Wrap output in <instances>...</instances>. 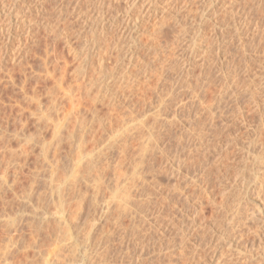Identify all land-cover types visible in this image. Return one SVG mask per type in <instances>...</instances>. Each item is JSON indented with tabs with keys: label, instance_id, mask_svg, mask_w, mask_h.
<instances>
[{
	"label": "rangeland",
	"instance_id": "obj_1",
	"mask_svg": "<svg viewBox=\"0 0 264 264\" xmlns=\"http://www.w3.org/2000/svg\"><path fill=\"white\" fill-rule=\"evenodd\" d=\"M75 1L63 0L60 11L58 1L46 4L37 55L31 53L35 58L29 54L23 64L12 66L9 78L0 72V264H111L103 234L112 232L113 251L119 249V235H129L124 241L134 239L130 234L137 225L141 237L119 252L125 264H131V253L133 264H264L260 222L245 219L249 209L264 205L258 188L261 181L264 185V0H174L168 9L172 19L153 30L151 38L143 34L138 43L132 62L137 89L124 85L122 91L115 84L131 64L122 56L128 45H118L124 61L99 70L97 59L115 35L106 37L95 28L101 0H79L74 11ZM202 1L209 21L198 29ZM152 23L143 21L141 30L149 31ZM193 39L195 61L203 57L207 64H195L193 76L176 81ZM148 66L171 79L163 83L157 104L150 91L156 75L147 85L143 74ZM205 73L212 89L204 94ZM91 80L108 84L95 112L88 95L92 90L97 97L99 89L91 88ZM115 93L117 102L110 103ZM201 93L203 99L190 101ZM173 97L186 106L177 113L171 133L160 130L166 158H153V114L161 117ZM122 190L129 198L121 230L114 218L106 225L101 209ZM164 193L176 204L174 227L161 232L154 223L148 236L137 215L151 223L161 219L156 203ZM189 195L200 199L202 207L193 226L182 208ZM149 198L154 204L148 206ZM12 219L17 228L9 226Z\"/></svg>",
	"mask_w": 264,
	"mask_h": 264
},
{
	"label": "bare ground",
	"instance_id": "obj_2",
	"mask_svg": "<svg viewBox=\"0 0 264 264\" xmlns=\"http://www.w3.org/2000/svg\"><path fill=\"white\" fill-rule=\"evenodd\" d=\"M51 0H0V72L4 75L6 74L9 78V76H11L12 74V69L15 67L14 65L16 66H20L21 64H23L25 62V60H27L26 58L29 56V54L31 55L34 54V56H36V47L38 44V41H39V38H38V33H39V30L41 28L40 25L43 24V17L45 16V9H46V4L49 5V2ZM56 2L58 1L59 2V7H57L58 11H60V6H61V3L63 0H55ZM166 0H101L100 2V5L96 7L95 11H99L98 12V19H97V22L95 24V28L99 29L100 32H103L104 34L103 35H110L111 33L115 35V42H113V44H109L108 42L105 43V45L103 46V51L102 49L99 48V50H101L100 52L102 53H99L98 57L100 59H97L98 60V67H100L99 70H101L105 64L109 63V62H112L113 64H116L118 65L117 63H120L121 62V59H120V55H119V52L118 50L122 47H120L118 49V45L119 43H125V45H128L126 48H127V51L125 52L124 55V58L123 59H127L126 61L131 62V64L126 67V68H129V69H126L124 72V74H122L120 76V78L117 80L116 82V86H117V89L118 90H123V86L125 85L126 87H129L128 89H137L136 87H138L136 84H137V78L136 76L133 75V72H132V68L135 67V65L132 63L134 62V58L137 54V51H138V48H139V41L141 39V36H143V34H146L149 38H151L152 35H150L153 30H159L160 27H164L166 22H168L170 19H172V13L169 15L168 14V9L171 7V4L173 3L174 0H169L168 2H165ZM203 4H202V7L200 9V16L198 17V26L197 28H199L200 25H204L205 22L209 21V19L206 17L207 15V10H205L204 8V1H202ZM52 3V2H51ZM64 3V2H63ZM106 3H111L110 6L108 9L104 10V6ZM164 3V5L162 4ZM176 3V2H175ZM173 3V4H175ZM189 3V2H188ZM187 3V4H188ZM120 5H122V7L120 8ZM160 5H162V7H159ZM184 5V3H183ZM79 6V0L75 1V5L72 9H74V11L77 10ZM169 6V7H168ZM173 6V5H172ZM188 6V5H187ZM186 7V5L184 6ZM62 8V7H61ZM173 8V7H172ZM158 9H160L159 12ZM189 9V8H188ZM48 11V10H47ZM73 11V10H72ZM63 12V11H62ZM61 12V13H62ZM157 12V13H155ZM170 13V12H169ZM51 14V13H50ZM59 14V12H58ZM48 15V14H47ZM57 15V14H56ZM59 16V15H58ZM61 16V15H60ZM57 17V16H56ZM178 17V16H176ZM66 19V17H64ZM59 19V17H58ZM152 20V24H151V29H149V31L147 29L145 30H141V26H142V23L143 21L147 22V20ZM60 21V20H59ZM58 21V22H59ZM62 21V19H61ZM64 21V19H63ZM57 22V21H56ZM57 22V24H59ZM46 23V22H45ZM63 23V22H62ZM56 24V25H57ZM216 24L217 26V23H214V25ZM44 25H48V29L49 31H51L53 34H57V29H55V27L53 28V26L50 28L49 26L50 23H46ZM44 27H47V26H44ZM44 29V28H43ZM47 29V30H48ZM107 37V36H106ZM65 39V38H64ZM67 40V38H66ZM196 39H193V41L190 42V44L187 46L186 48V51H189V53H187V57L186 59L184 60V62L182 63V70L180 73H178L179 75H176L177 77H175L176 81H183L187 78H190L191 76H193V70H194V67L196 66L195 64H198V67H204L205 68V65L207 64V61L202 57L200 59L199 62L195 61V57H193V52L196 53L195 49L192 48V50H190L191 47H195L196 45ZM65 41V40H64ZM108 41V40H107ZM121 45V44H120ZM124 45V44H123ZM124 45V46H125ZM150 46V43L148 44ZM143 48V47H142ZM38 49V48H37ZM148 50V49H147ZM33 57V55H31ZM120 56V57H119ZM30 57V56H29ZM28 57V58H29ZM97 57V58H98ZM35 58V57H33ZM122 59V60H123ZM124 61V60H123ZM136 61V60H135ZM127 62V63H128ZM136 63V62H134ZM96 64V65H97ZM12 66H14L12 68ZM95 69H97L95 67ZM105 69V68H104ZM134 70V69H133ZM0 73V74H1ZM207 73V72H206ZM205 73V74H206ZM144 76H145V80H146V84L149 85L150 81H152V79L154 78L153 76H155V80H154V83L150 89V91L152 90V98H153V101L154 103H158L159 102V95H160V92H161V87L163 86V83L166 82V80H168V77H164V75H157L156 73H152L151 72V69L150 67L148 66L146 68V70L144 71ZM155 74V75H154ZM208 74V73H207ZM204 75L202 78H204V80L207 82V84L204 85V83H202V88H203V93H208L212 88L209 87V82L207 78H209L208 76ZM5 76V77H7ZM175 76V75H174ZM11 78V77H10ZM99 78H101L99 76ZM171 79H169L168 81H170ZM95 81V80H94ZM93 80L89 81L90 82V86L91 88L96 86L98 89H99V93L97 94V97L92 93V90L90 91V94L88 95V99H89V102H88V105H89V109L93 112H95V107H96V104L97 103H103L104 102V93H102V91H107V88H108V84L107 83H104V81H100L99 83H97L96 81L94 82ZM174 81V80H173ZM104 83V84H103ZM151 85V84H150ZM132 91V90H131ZM213 92V91H212ZM211 92V93H212ZM201 95H194V96H191L190 98V101L191 102H194L195 100H201L203 99L202 94ZM116 94L115 93L114 95L111 96V101H109L110 103H116L117 102V97H116ZM203 94V95H204ZM251 97L252 96V93L250 94ZM250 97V99H251ZM116 100V101H115ZM252 102V101H251ZM254 103V102H253ZM114 106V104H113ZM186 106V103L183 101V100H177L175 97L171 98L168 100L167 104L165 105V111H164V114L161 115V117H159V113L158 112H154L153 114V122H152V125H151V128H150V136H152V141H153V150H152V153H153V158L156 157L158 154H161L162 155V158L165 156L166 158V155H165V148L162 147V143H160L161 141V133L162 130L165 129V132H167L166 134H168V131L170 132V129L172 127H174L177 123H178V116H177V113L182 110L184 107ZM156 109V108H155ZM211 113V112H210ZM212 115H214L213 113H211ZM212 119L214 118L213 116H210ZM210 118V119H211ZM211 119V120H212ZM181 123V122H180ZM184 126V125H183ZM164 128V129H163ZM165 132H164V135H165ZM140 133V132H138ZM171 133V132H170ZM169 133V134H170ZM176 133V132H175ZM168 136V135H167ZM172 136V135H171ZM170 136V137H171ZM169 137V138H170ZM176 138V137H175ZM163 140V139H162ZM170 140V139H169ZM164 142V141H163ZM171 142V141H170ZM165 144V142H164ZM178 145V144H177ZM168 146V145H166ZM254 149V148H253ZM165 151V152H164ZM251 154V153H250ZM253 154V153H252ZM256 154V153H255ZM159 155V156H161ZM254 157V160L256 157V155H253ZM157 158V157H156ZM155 158V159H156ZM168 159V158H167ZM164 160V158H163ZM166 161V160H165ZM168 162V160H167ZM164 164V163H163ZM164 166V165H163ZM166 167V166H165ZM172 176V175H171ZM176 176V175H175ZM176 188V187H175ZM174 188V189H175ZM259 190L260 191H263L264 192V185H263V182L261 181L260 182V185L258 186ZM170 189V188H169ZM124 190V189H123ZM122 190V191H123ZM162 190V188L160 189ZM258 190V189H257ZM258 190V192H259ZM168 191V190H167ZM177 191V190H176ZM125 192V193H124ZM158 192V190H157ZM164 192V191H163ZM178 192V191H177ZM182 192V191H181ZM186 192V191H185ZM184 192V193H185ZM119 193V196L115 195L111 197V200L108 199L106 200L104 206L102 207L101 209V216H102V220L107 222L106 225L109 223L108 220H110V218H114L113 221H115L114 224H116V226H119L120 229L122 230L123 229V226H122V221H123V218L126 216V212L127 210H125L126 208V205L127 202H128V198H129V195L126 193V191H123V192H118ZM121 193V195H120ZM161 193V191H160ZM158 193V194H160ZM199 193V192H198ZM197 193V194H198ZM169 194V193H168ZM186 194V193H185ZM200 194V193H199ZM198 194V195H199ZM170 195V194H169ZM167 195V193H164V194H161L160 196L162 197V201L159 203L157 202V208L159 209L158 212H161L160 213V218L161 219H155L154 221H152V223L149 221V220H145V216H141V215H137L138 218L141 220H143L142 222L145 223V227L147 226L148 228V236H150V233H149V230L151 231V227L152 225H154V223H159V225L161 226V232H164V231H169L171 228L174 227V221L176 220L175 219V211L173 210V208H175L174 205L175 202H174V199L172 200V198ZM193 195V194H192ZM185 196V195H184ZM182 196V197H184ZM194 196V195H193ZM201 196V195H200ZM198 196V197H200ZM205 196V195H204ZM208 196V195H206ZM263 196V195H262ZM114 197V198H113ZM139 197H141V195H139ZM202 197V196H201ZM263 198V197H262ZM158 199V198H156ZM185 200V206H182V208L187 212L186 214H184L185 216L187 217H191V226H193L196 218L199 216L200 212H201V202H199L200 199H198L197 197H193L192 196H187L185 198H183ZM113 200V201H112ZM177 200V199H176ZM203 200V199H202ZM208 200L211 201L210 203H212V199L210 197H208ZM155 201V199H154ZM205 201V200H204ZM214 201V200H213ZM116 202V203H115ZM154 204L153 201L150 200V198L148 199V206L149 205H152V203ZM115 203V205H114ZM258 203V202H257ZM259 204V203H258ZM208 205V204H207ZM211 205V204H210ZM213 205V204H212ZM211 205V206H212ZM260 205V204H259ZM115 206V207H114ZM154 206V205H153ZM255 206V205H254ZM151 207V206H150ZM261 207V205H260ZM258 208V207H257ZM151 209V208H150ZM152 210V209H151ZM251 210V211H250ZM203 211V210H202ZM250 213L245 217L246 220H248L249 222L254 223L256 221H259L260 223L258 224V227H260L262 229V231L264 232V205H263V208H259V209H255L254 207L252 209H249ZM168 212L170 213V215H166L168 217V220L167 221H163V217H166L165 216V213ZM259 213L260 215H257V213ZM202 213V212H201ZM113 214V215H112ZM115 214V217H113ZM159 214V213H158ZM164 214V216H163ZM167 214V213H166ZM175 214V215H174ZM159 216V215H158ZM166 217V218H167ZM177 217V216H176ZM8 218V216H7ZM101 218V217H100ZM164 218V220L166 219ZM1 219V218H0ZM35 219V218H33ZM175 219V220H174ZM190 219V218H189ZM9 220V219H8ZM13 221H11L10 225L9 226H12L14 227L15 225L14 224H17V221L12 219ZM18 220V219H17ZM36 220V219H35ZM38 220V219H37ZM36 220V221H37ZM245 220V221H246ZM16 221V222H14ZM149 221V222H148ZM1 222V220H0ZM3 222V221H2ZM1 222V223H2ZM9 221H6L4 222L3 225L7 224ZM19 222V221H18ZM41 222H46V221H41ZM112 222V221H111ZM36 223V222H35ZM39 224V222H38ZM41 224V223H40ZM113 225V222L110 223ZM8 225V224H7ZM19 225V224H18ZM17 225V227H18ZM29 225V224H28ZM31 225V223H30ZM42 225V224H41ZM46 225V224H45ZM196 225V223H195ZM1 226V225H0ZM114 226V225H113ZM156 226V225H155ZM257 226V225H256ZM16 227V226H15ZM16 227V228H17ZM118 227V228H119ZM134 229L135 227L132 226ZM195 227V226H194ZM9 228V227H7ZM6 228V229H7ZM31 228V227H29ZM33 228V227H32ZM114 228V227H113ZM157 228V227H156ZM159 228V227H158ZM159 228V229H160ZM15 229V228H13ZM21 229V228H20ZM110 228H108L109 230ZM146 229V228H145ZM193 229V228H192ZM12 230V228H11ZM45 230V229H44ZM116 230V229H115ZM119 230V229H118ZM173 230V229H172ZM182 230V229H181ZM194 230H197V229H193L192 231ZM8 233L9 232V229L7 230ZM32 231V230H31ZM53 231V230H52ZM140 225H137L136 226V230L132 231V233L130 234L132 237H130L131 239L134 237V239L130 240V241H124L125 238H128L129 235H127L128 237H124L122 235H119V237L117 238V242L119 244V249H116L112 251V248L114 247L112 244L110 245V240H112V232L111 233H104V245H103V250H104V253L107 255V257L109 258H112L111 259V264H123L124 260L122 261L121 260V257H120V253L119 252L121 250L125 248H127L126 250H128L132 245V241L134 242H137V238L138 237H141V234H140ZM171 231V230H170ZM178 231V230H177ZM180 231V230H179ZM261 231V232H262ZM123 232V231H122ZM153 232V231H152ZM182 232V231H181ZM188 232V231H187ZM195 232V231H194ZM262 232V233H263ZM36 233V232H35ZM50 233V232H48ZM47 233V234H48ZM155 233V232H153ZM168 233V232H167ZM196 233V232H195ZM45 234V233H44ZM120 234V232H119ZM121 234H124V233H121ZM152 234V233H151ZM193 234V233H192ZM32 235V234H31ZM52 235V234H51ZM144 236V234H142ZM146 235V234H145ZM164 235V233H163ZM181 235V233H180ZM7 236V235H6ZM9 236V235H8ZM7 236V237H8ZM41 236V235H40ZM126 236V234H125ZM143 236H142V240H143ZM152 237H155L154 235H151ZM165 236V235H164ZM4 237V236H3ZM6 237V238H7ZM11 237V236H10ZM51 237V236H50ZM159 237V236H158ZM42 238V237H41ZM40 238V239H41ZM53 238V237H52ZM90 238V237H89ZM88 238V239H89ZM103 238V237H102ZM148 238V237H147ZM150 238V237H149ZM157 237H155L156 239ZM183 238V237H182ZM36 239V238H35ZM34 239V241H35ZM92 239V238H90ZM154 239V238H152ZM165 239V237H164ZM10 241V239H8ZM139 240H141L139 238ZM167 240V239H166ZM4 241V240H3ZM2 241V242H3ZM8 241V242H9ZM54 240H52L53 242ZM89 241V240H88ZM102 241V240H101ZM102 241V242H103ZM144 241V240H143ZM164 241V240H163ZM0 242V244L2 243ZM7 242V241H6ZM40 242V241H39ZM43 242V241H42ZM41 242V243H42ZM51 242V241H50ZM48 242V243H50ZM182 242V241H181ZM14 243V242H13ZM33 243V241H32ZM32 243H28L29 245H31ZM38 243V242H37ZM91 243V241L89 242ZM93 243V242H92ZM109 243V244H108ZM7 244V243H6ZM9 244V243H8ZM94 244V243H93ZM92 244V245H93ZM96 244V243H95ZM132 244V245H131ZM168 244V243H167ZM27 245V244H26ZM36 245H39V244H36ZM42 245V244H41ZM46 245V244H45ZM92 245L90 247H92ZM97 245V244H96ZM137 246V244H135ZM182 245V244H181ZM5 246V245H4ZM51 246V245H50ZM54 246V245H53ZM89 246V245H88ZM98 246V245H97ZM102 246V245H101ZM113 246V247H112ZM117 246V245H116ZM3 247V246H2ZM24 247V246H23ZM26 247V246H25ZM24 247V248H25ZM33 247V246H32ZM35 247V246H34ZM33 247V248H34ZM142 247V246H141ZM166 247V246H165ZM164 247V248H165ZM168 247V246H167ZM172 247V246H171ZM229 247H232V243L229 244ZM5 248V247H4ZM27 248V247H26ZM29 248V246H28ZM40 248V247H39ZM46 248V247H45ZM85 248V247H84ZM179 248H181L179 246ZM22 249V248H21ZM42 249V248H41ZM88 249V248H87ZM97 249V247H96ZM114 249V248H113ZM172 249V248H171ZM38 250V247L37 249ZM84 251L83 252H86V248L83 249ZM94 250V249H93ZM101 250V249H100ZM167 254H169V252L171 250H169L168 248L165 249ZM168 250V251H167ZM183 250V248H182ZM181 250V251H182ZM2 251V250H1ZM4 251V250H3ZM10 251V250H9ZM43 251H45L43 249ZM90 251V250H89ZM88 251V252H89ZM138 250H135L134 252H136ZM140 251V250H139ZM138 251V253H139ZM13 252V251H12ZM26 252V251H25ZM39 251H37L36 254H38ZM94 252V251H93ZM102 252V251H101ZM143 253V251H140ZM165 252V254H166ZM24 253V252H23ZM27 253V252H26ZM172 253V251L170 252ZM176 253V252H175ZM180 253V252H179ZM6 254V253H5ZM42 254V253H41ZM132 254V253H131ZM129 254V255H131ZM135 254V253H133ZM159 254V253H158ZM1 255V254H0ZM3 255V254H2ZM102 255V254H101ZM103 256V259L104 257ZM110 255V256H109ZM127 255H128V252H127ZM129 255H128V263L131 262V264H133V259L134 257L133 256H130L129 258ZM174 255V254H173ZM177 255V254H175ZM174 255V256H175ZM38 256V255H37ZM99 256V255H98ZM123 257V255H121ZM126 256V255H124ZM135 256V255H134ZM136 256H138L136 254ZM173 256V257H174ZM179 256V254H178ZM181 256V255H180ZM127 257V256H126ZM133 257V259L131 258ZM140 257V256H139ZM167 257V256H166ZM165 257V258H166ZM169 257V256H168ZM172 257V255H171ZM170 257V258H171ZM177 258V256H175ZM107 258V259H108ZM125 258V257H123ZM142 258V257H141ZM153 258V257H152ZM169 258V259H170ZM5 259V258H4ZM87 259V258H86ZM90 259V258H89ZM137 259V258H136ZM168 261L169 259L166 258ZM175 259V258H174ZM100 260V259H99ZM109 260V259H108ZM126 260V259H125ZM156 260V259H155ZM89 261V260H88ZM160 261V260H159ZM167 261V262H168ZM183 261V260H182ZM104 263H106V258L104 259L103 261ZM123 262V263H122ZM127 262V261H125ZM136 262V260H135ZM152 262V261H151ZM170 262V261H169ZM174 264L176 261H174ZM86 263V262H85ZM93 263V262H92ZM100 263V262H99ZM137 263H138V260H137ZM171 263H172V260H171ZM86 264H91L90 262H87ZM103 264V263H102ZM125 264V263H124ZM127 264V263H126ZM130 264V263H129ZM136 264V263H135ZM139 264H142V262L140 261ZM160 264V263H159ZM167 264V263H166Z\"/></svg>",
	"mask_w": 264,
	"mask_h": 264
}]
</instances>
